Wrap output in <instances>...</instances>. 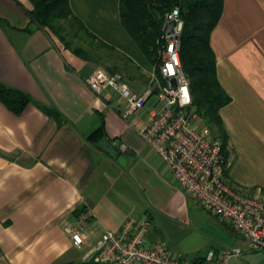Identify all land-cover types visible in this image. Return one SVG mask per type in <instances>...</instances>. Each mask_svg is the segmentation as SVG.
Listing matches in <instances>:
<instances>
[{"label": "crops", "instance_id": "obj_1", "mask_svg": "<svg viewBox=\"0 0 264 264\" xmlns=\"http://www.w3.org/2000/svg\"><path fill=\"white\" fill-rule=\"evenodd\" d=\"M69 1L96 41L110 47L95 50L99 62L34 20L32 0H0V82L34 98L19 113L0 99V264H100L94 256L101 235L129 216L148 219L150 241L193 261L242 244L237 229L182 188L137 133L156 104L157 69L125 26L122 0ZM210 44L230 96L220 110L226 178L240 191L264 194V0H224ZM100 67L123 73L135 92H150L146 107L125 119L119 93L87 84ZM104 138L125 164L98 144ZM75 230L83 244L74 243ZM246 252L230 264H261Z\"/></svg>", "mask_w": 264, "mask_h": 264}, {"label": "built area", "instance_id": "obj_2", "mask_svg": "<svg viewBox=\"0 0 264 264\" xmlns=\"http://www.w3.org/2000/svg\"><path fill=\"white\" fill-rule=\"evenodd\" d=\"M185 20L178 5L164 13L158 38L161 62L156 74V104L137 133L168 163L177 183L208 211L231 223L244 240L193 261L176 255L164 242L150 241V221L129 216L117 230H106L97 242L94 256L100 264H230L244 250L264 249V194H249L227 180L222 138L203 126L193 107L190 80L183 68L180 46ZM96 93L114 90L126 101L122 116L130 119L144 109L150 92L137 93L119 71L97 68L87 77ZM75 244L85 242L83 233H72Z\"/></svg>", "mask_w": 264, "mask_h": 264}, {"label": "trees", "instance_id": "obj_3", "mask_svg": "<svg viewBox=\"0 0 264 264\" xmlns=\"http://www.w3.org/2000/svg\"><path fill=\"white\" fill-rule=\"evenodd\" d=\"M32 17L41 26L57 36L66 47L86 60L99 62L102 56L95 51L107 46L89 31L83 21L73 12L69 0H32ZM224 0H122V19L145 56L156 66L159 74L161 59L157 40L162 33L163 14L178 5L185 20L181 39L183 68L190 80L193 107L200 118L222 138L223 170L226 176L229 151L228 135L220 113L230 101V96L221 86L217 73L210 35L219 21ZM92 38V39H91ZM91 39L88 47L87 41ZM110 48V47H109ZM0 99L16 113L21 112L34 98L26 91L0 82ZM47 112L59 122L64 118L54 108ZM96 130L94 133H97ZM93 134V133H92ZM102 139H97L99 142ZM117 147V146H116Z\"/></svg>", "mask_w": 264, "mask_h": 264}, {"label": "water", "instance_id": "obj_4", "mask_svg": "<svg viewBox=\"0 0 264 264\" xmlns=\"http://www.w3.org/2000/svg\"><path fill=\"white\" fill-rule=\"evenodd\" d=\"M99 145L106 150L111 156L118 157L120 163L125 164L126 158L124 156H118L120 150L107 138L102 139Z\"/></svg>", "mask_w": 264, "mask_h": 264}, {"label": "rangeland", "instance_id": "obj_5", "mask_svg": "<svg viewBox=\"0 0 264 264\" xmlns=\"http://www.w3.org/2000/svg\"><path fill=\"white\" fill-rule=\"evenodd\" d=\"M163 17H164V14H163ZM101 67H104V66H101ZM201 122H202V125L203 126H207V124L205 123V121L202 118H201ZM239 246H242L243 248H245V246H244V240H243V243L242 244H239ZM246 251L244 250V252H243L242 255H244L245 253H247ZM258 251H260V250H253V251H248V252H254L255 253V259L259 263L263 264L264 263V252H262V251L258 252Z\"/></svg>", "mask_w": 264, "mask_h": 264}]
</instances>
